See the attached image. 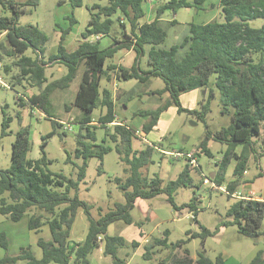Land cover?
I'll list each match as a JSON object with an SVG mask.
<instances>
[{
	"label": "trees",
	"instance_id": "trees-1",
	"mask_svg": "<svg viewBox=\"0 0 264 264\" xmlns=\"http://www.w3.org/2000/svg\"><path fill=\"white\" fill-rule=\"evenodd\" d=\"M65 1L73 8L85 4V0H60L62 3ZM148 1L107 0L105 4L86 3L90 19L86 29L81 33L82 42L73 51L67 50L64 44L65 35L77 22L74 16L71 19V26L62 29L57 51L46 57L49 40L47 32L37 24L19 23L20 13L27 12L28 6H37L39 0H27L23 3L17 0H0V7L12 11L10 16H5L4 12L0 16V35L5 33L4 38L0 39V55L5 54L14 58L12 63L4 65V71L10 74L13 66H17L18 72L10 76L12 86L23 85V81H27L39 89L29 97L19 95L18 102L22 106L29 104L32 111L38 108L52 120L54 127L41 137L39 158L29 156L32 148L29 126L18 130L13 143L11 165L7 168L0 167V213L15 222L28 215L30 229L48 224L52 239H39L38 244L43 251L41 258L35 256L31 246H26L22 247L17 255L0 258V264H16L19 260H25L26 264H90L91 253L102 243L104 254L112 257L113 264H124L126 259L119 256V251L128 245V241L123 235L109 234V226L119 220L127 224L135 223L132 210L136 206V201L139 198L151 199L162 193L167 195L168 202L175 210L189 209L193 212V220L198 222L197 194L194 192V196L181 205L177 204L175 194L181 187L200 186L191 175L193 170L199 169L191 163L192 158L185 155L188 153L186 152L183 154L187 162L175 179L165 183L159 175L149 177L144 173L143 169L154 161L152 156L159 148L156 144H147L142 149L135 148L134 139L139 137L137 134L139 129L118 119L112 91L102 88L103 79H111L113 72L117 73L120 80L137 79L140 82H147L154 76L164 81L163 88L152 90L150 93L168 92L170 94L168 102L157 108L140 109L135 112V115L149 117V121L142 125L146 135L156 127L162 113L172 104L177 106L179 112L185 111L204 118L209 111L210 98L214 96L213 88H210L209 98L202 104L201 109L184 107L181 101L182 94L197 88L206 89L211 84L217 87L222 98L223 112L232 114L231 123L216 132L207 130L206 137L193 156L202 152L212 156L208 146L210 139L228 144V149L222 157L220 171L216 172L212 180L220 187L225 185L230 197H233L232 194L242 183L249 155L251 153L257 157L264 155V22L259 27L250 24V20L264 19V0H220L217 6L223 14L222 20L190 22L188 33L180 42L170 47L164 45L168 28L175 25L176 20H164L163 13L167 9L176 12L182 7L201 9L205 7V0H158L160 4L156 17L152 21H143L146 16L145 3ZM215 7V4L211 5V8ZM122 17L126 21L122 20ZM116 20L123 26V31L129 24L132 35L126 36L122 42L115 40V43L107 48H101L98 40L90 39L98 35L111 34ZM132 46L137 51V61L133 66L108 63L120 49ZM29 49L34 55L27 54ZM180 52H183L182 56ZM141 55H147L148 70L141 68ZM52 62L64 64L68 71L60 78L49 81L47 67ZM82 64L85 68L73 105L83 111L82 115L75 118V122L80 125V131L77 134V147L74 152V156L82 158L83 162L79 165L77 177L73 178L64 173L53 172L49 168L53 159L48 157L45 147L48 139L56 134V128L63 127L51 112V94L55 89L69 87ZM213 74L215 81L212 82ZM127 93L131 94L130 99L134 98V90ZM70 106L66 105V108L70 110ZM96 109L101 111L105 109L97 119L93 117ZM11 121V116L4 117L3 135L8 133ZM98 127L106 130L103 140H110L114 147L96 143ZM63 132L67 133L66 130ZM239 144L244 147L237 153L235 148ZM113 149L128 166L126 168L128 175L125 179L120 177L114 179L123 191L125 201L117 202L113 209L100 212V216L94 218L91 214L93 205L81 199L77 193L74 195L71 193L73 190L77 191L84 180L88 159L98 157L101 163L98 171L104 173V156ZM162 149L159 151L165 154ZM258 149L261 150L260 154ZM232 158L236 161L234 177L226 182L224 174ZM71 160V155H68V161ZM263 173L262 170L259 175ZM235 198L228 209V219L223 220L220 225H236L240 233L259 238L264 219V200L250 195ZM81 208L89 218V229L84 240L72 244V227ZM199 225L201 231L189 232L188 240L200 237L204 242L207 236L218 232V229L212 231L201 223ZM181 242H170L169 230H165L162 236L155 237L153 246L168 249L160 264H225L222 254L213 260L202 249L198 251V258L194 260L188 249L181 253L179 250L182 247ZM0 244L8 248L9 243L4 232L0 233ZM139 244L138 240L131 242L133 247H138ZM145 256L151 257L149 246L146 248ZM247 264H264V249L259 250Z\"/></svg>",
	"mask_w": 264,
	"mask_h": 264
},
{
	"label": "rangeland",
	"instance_id": "rangeland-1",
	"mask_svg": "<svg viewBox=\"0 0 264 264\" xmlns=\"http://www.w3.org/2000/svg\"><path fill=\"white\" fill-rule=\"evenodd\" d=\"M19 2H26L27 0H17ZM155 9L160 4V1L155 0ZM88 2L107 3V0H85V4L80 7L73 8L68 1L60 2V0H39L37 6H28L27 12H22L19 15V23L27 24L33 23L40 26L41 29L47 32L49 40L47 42L46 57L52 52L56 51L61 39L62 29H67L71 26V19L75 16L77 22L71 27L70 33L66 36L68 45L73 38L86 29L90 13L86 7ZM220 0H205L204 8L197 9L195 7L179 8L176 12L172 9H167L162 18L164 20H176V24L168 28V35L164 46L170 47L173 44L180 42L188 33V25L190 22L203 23L213 19H223V14L217 6ZM151 0L145 3L146 18L151 9ZM215 4V8L211 5ZM150 7V8H149ZM0 7V16H10L12 11L10 9L4 10ZM120 14V13H119ZM118 15H115L117 17ZM122 20H125L122 17ZM263 18H256L250 20V24L254 27H259L263 24ZM123 26L118 20L113 25L112 35L120 33L122 36ZM118 31V32H116ZM4 34L0 35V39L4 38ZM75 43V42H74ZM73 48L74 45H70ZM27 54L34 55L32 50H28ZM181 56L183 52H180ZM13 57L5 54L0 55V167L7 168L12 162L13 143L16 139L18 130L29 126L31 133L30 138L32 148L29 152L31 158H39L41 156L40 143L42 142V135H46L53 130L52 120L42 114H37V108L33 110L28 105L22 106L18 102V96L29 97L33 93H37L39 89L31 86L27 81H23V85L19 84L12 86L11 75L18 72L17 66H13L10 74L4 71V65L12 63ZM118 61V57L110 58L109 62ZM57 63V62H55ZM54 62L47 67V75L49 81L60 78L67 73L68 68L65 65H53ZM140 65L144 69L148 66L147 55L140 56ZM149 67V66H148ZM60 68V69H59ZM85 65L77 71L76 77L71 82L70 86L64 89H55L51 94L52 109L51 112L64 121H69L70 117L74 119L78 115H82L83 111L73 105V101L79 89V84L82 78V73ZM211 81H215V74L211 75ZM121 87L129 90H134V98L130 99L131 94L123 93L122 89L115 91V98L117 99V112L119 120H126L130 125L139 129V137L134 139L135 148H144L147 144H156L162 149L165 154L156 149L153 154V162L143 171L149 177L159 175L166 183L170 179H175L184 168L187 158L183 153H194L201 141L206 137L207 130L216 132L222 127L228 126L232 120V114L223 112L222 98L216 86L211 84L208 88H197L182 94V105L189 109H201L202 104L206 102L210 95V88H213L214 96L210 98L209 111L204 118H199L197 115L188 112H179L177 106L172 104L166 109L156 127L146 135L142 130V125L149 121V117L145 115H135V111L140 109H153L160 107L168 102L170 94L165 92L163 94H151L152 90H159L165 86L164 81L159 77L152 76L147 82H140L137 79L122 80ZM108 87L115 90L116 86L113 82L106 79L102 81V88ZM128 91V90H127ZM127 103V106L124 105ZM66 105H71L70 110ZM100 109L93 112V117L97 119L100 115ZM134 113V114H133ZM19 114L21 116H19ZM134 115V116H133ZM5 116H11L12 121L7 129L8 133L2 134V122ZM61 122V120H59ZM96 123V122H94ZM112 129V125L109 127ZM63 127L56 128V134L48 139V144L45 147L49 158L53 159V163L49 168L53 172L64 173L69 177L76 178L78 174L79 165L83 162L82 158L74 156L77 147L76 139L80 131V125L75 123L72 130H68L64 134ZM105 129L98 127L96 133L98 139L96 143L112 145L114 143L110 140H103ZM146 139L147 141H144ZM148 142V143H147ZM209 148L212 156L205 152L196 154L197 161L200 165L199 170H193L191 173L195 182L200 186L181 187L175 194V200L178 205L188 202L193 196L194 192L199 197L198 202V222L193 220V212L184 208L175 210L168 202L165 193L158 194L151 199H140L132 210V215L135 223L127 224L123 220L116 221L109 226L108 233L111 235H123L128 241V245L121 248L119 256L126 259L124 264H160L162 259L168 253V249L159 246H153L155 237L163 235L165 230H169V241H182V247L179 249L181 253L188 249L190 256L196 260L198 258V251L204 250L206 255L215 260L217 255L222 254L225 259V264H247L261 249H264V219L260 230L262 234L259 238L248 237L238 231L236 225L221 226L223 220L228 219V209L235 197L240 196H254L264 199V155L257 157L256 154L251 153L248 158L247 171L244 173L242 183L234 192L233 197L228 195L226 186H218L214 179L216 172L220 171V164L222 157L228 149V144L217 141L215 139L209 140ZM243 145L236 146L235 151L240 153L243 150ZM182 151V152H181ZM174 152V154H172ZM179 153L177 156L176 153ZM258 153L261 150L258 149ZM183 154V155H182ZM68 155H71L72 160L68 161ZM186 155V154H185ZM235 159H231L228 164L227 171L224 174L226 182L234 177ZM100 160L94 156L88 159V166L86 176L81 181L77 191H72L85 200L87 203L93 205L91 214L94 218L100 216V212H107L115 207L117 202H124L125 197L123 191L115 182L116 177L125 179L128 175L125 162L120 159V155L115 149L109 151L104 156L103 168L104 173H99L98 167ZM214 176L211 178V174ZM205 175L211 179V182H205ZM212 182L215 184L213 185ZM101 208V210H100ZM34 210V209H33ZM30 213V212H29ZM28 213V214H29ZM27 220L12 221L7 216L0 213V233L4 232L8 240V248H4L0 244V258L7 255H17L22 247L32 246L36 255L39 254L38 238L36 231L30 229L26 222ZM202 224L210 230L218 229V232L207 236L203 242L200 237L191 238L189 232L201 231ZM89 218L84 210L81 208L77 213L76 220L72 227L71 240L72 243L82 241L85 239L89 229ZM143 230L146 236H141L140 231ZM48 233H43L44 238H47ZM148 239V241L146 240ZM46 240V239H45ZM138 240L140 242L138 247H133L131 242ZM143 240V241H142ZM103 244V243H102ZM150 247L151 257L145 256L146 248ZM90 259L92 264H113V259L104 253L98 255L91 254ZM16 264H26L25 260H19ZM55 264V263H50Z\"/></svg>",
	"mask_w": 264,
	"mask_h": 264
},
{
	"label": "crops",
	"instance_id": "crops-1",
	"mask_svg": "<svg viewBox=\"0 0 264 264\" xmlns=\"http://www.w3.org/2000/svg\"><path fill=\"white\" fill-rule=\"evenodd\" d=\"M66 2V1H65ZM151 9L149 10L150 12H149V14H148V17L146 18V16H145V18L143 19V21H152L155 17H156V9H155V5H157L156 4V1L155 0H151ZM158 7V6H157ZM150 8V7H149ZM174 20V19H173ZM124 30L125 31H123L122 32V36L120 37V33L118 32V31H116V32H118V34H116V35H112V34H108V35H100L99 37L98 36H95V37H91L90 39L93 41V40H98L99 41V44H100V47L101 48H107V47H109V46H111V45H113L114 43H115V40H119L120 42H122L124 39H126L127 37L126 36H130V35H132L131 34V29H130V26H129V24L127 25V27H125L124 28ZM70 33V32H69ZM69 33H67L66 35H65V39H66V36L69 34ZM81 35V34H80ZM78 36H79V34L78 35H76L74 38H73V40L72 41H70V43H68V45H65L66 46V48H67V50H69V51H73V50H75L77 47H78V45L82 42V36L80 37V38H78ZM64 39V44H66L67 43V40H65ZM75 42V43H74ZM70 45H74V47L73 48H70L69 46ZM57 48H58V46H57ZM56 51H57V49H56ZM56 51H54V52H52V53H55ZM115 56H117L118 57V61H114V62H109V60H108V63H110V64H116L117 66H125V67H131V66H133V64H135V62L137 61V51L134 49V47L132 46V47H130V48H123V49H120L118 52H116V54L113 56V58L115 57ZM138 62H139V59H138ZM58 65V64H61V63H55L54 62V64L53 65ZM62 65H64V64H62ZM148 66L146 67V68H144V70H148ZM60 69V68H59ZM48 76V75H47ZM57 79V78H56ZM106 79V78H105ZM54 80V79H53ZM104 80V79H103ZM107 81H109V82H113L114 83V85L116 86V88H115V90H111L110 88H108V87H104V88H108V89H110L111 91H112V93H113V95H114V98H115V91L116 90H118V89H122V94L123 93H126L127 92V90L129 91V89H127V88H123V87H121V85H120V83L122 82V80H120L119 78H118V76H117V73H115V72H113V74H112V76H111V79H106ZM115 102H116V105H117V99L115 98ZM124 105L125 106H127V103H124ZM101 111V110H100ZM32 112V114H33V111H31ZM105 112V109H103L102 111H101V113H104ZM136 112V111H135ZM134 112V113H135ZM100 113V114H101ZM133 113V114H134ZM134 116V115H133ZM56 119H58V120H63V119H61V118H56ZM125 122H127L126 120H124ZM94 122H96V121H94ZM144 141H147L146 139H144ZM148 143V142H147ZM149 144H151V143H149ZM137 149H140V148H138V147H136ZM142 149V148H141ZM174 153V152H173ZM247 171V170H246ZM245 171V172H246ZM245 197V196H244ZM248 197V196H247ZM256 198H260V199H263V198H261V197H256ZM141 198H139L137 201H136V204L138 203V201L140 200ZM264 200V199H263ZM193 214V213H192ZM24 219H26L27 221V224H28V221H29V216L28 215H25L21 220H24ZM32 230H34V231H36V233L39 235V238H38V241H39V239L40 238H43V239H46V240H49V239H52V233H51V229H50V227H49V225L48 224H44V225H42V226H40V227H38V228H36V229H32ZM47 232L48 233V235L47 236H49V237H47V238H44V236H43V233L44 232ZM140 235L143 237V236H146V234H144V231L143 230H141L140 231ZM147 241H148V239H146ZM143 241V240H142ZM141 242V241H140ZM38 244V243H37ZM72 244H74V243H72ZM38 247H39V249H40V251H39V254L38 255H36V252L34 251V249H33V247L31 246V249L33 250V252H34V254H35V256L37 257V258H41L42 257V255H43V251H42V248L39 246V244H38ZM101 253H104V245L103 244H101V246L100 247H97V248H95L94 250H93V252L91 253V254H94L95 256L96 255H98V259H100V254ZM56 264V263H55ZM90 264H92V261H91V259H90Z\"/></svg>",
	"mask_w": 264,
	"mask_h": 264
},
{
	"label": "built area",
	"instance_id": "built-area-1",
	"mask_svg": "<svg viewBox=\"0 0 264 264\" xmlns=\"http://www.w3.org/2000/svg\"><path fill=\"white\" fill-rule=\"evenodd\" d=\"M150 1V0H149ZM100 35H98V37H99ZM0 81H2V79L0 78ZM36 109V108H35ZM38 109V108H37ZM34 111H36L37 112V114H42V116H45V114L42 112V111H40L39 109L38 110H34ZM61 123L63 124V129L64 130H66V131H70V130H72L73 129V125L76 123L75 122V119L73 118V117H70V119H69V121H64V120H61ZM139 132L140 131H138L137 132V134L139 135ZM179 153H181V152H177L176 153V155L177 156H179L178 154ZM172 154H174V153H172ZM183 155V154H182ZM186 155L187 156H189V157H191L192 159H191V163H193L198 169H200V165H199V163H198V161H197V158H195L193 155H194V153H192V152H189V153H186ZM205 182H211V179L209 178V177H207L206 175H205V180H204ZM212 184L213 185H215L213 182H212ZM232 195H234V194H232ZM235 196V195H234ZM241 197V196H240ZM99 238H101V237H99Z\"/></svg>",
	"mask_w": 264,
	"mask_h": 264
},
{
	"label": "water",
	"instance_id": "water-1",
	"mask_svg": "<svg viewBox=\"0 0 264 264\" xmlns=\"http://www.w3.org/2000/svg\"><path fill=\"white\" fill-rule=\"evenodd\" d=\"M213 176H214V174L212 173V174H211V178H212Z\"/></svg>",
	"mask_w": 264,
	"mask_h": 264
}]
</instances>
